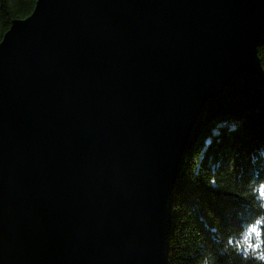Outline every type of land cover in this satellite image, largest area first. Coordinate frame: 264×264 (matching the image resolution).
Here are the masks:
<instances>
[{
	"label": "water",
	"instance_id": "1",
	"mask_svg": "<svg viewBox=\"0 0 264 264\" xmlns=\"http://www.w3.org/2000/svg\"><path fill=\"white\" fill-rule=\"evenodd\" d=\"M264 0H37L0 41V264H168L204 129L264 102Z\"/></svg>",
	"mask_w": 264,
	"mask_h": 264
},
{
	"label": "trees",
	"instance_id": "2",
	"mask_svg": "<svg viewBox=\"0 0 264 264\" xmlns=\"http://www.w3.org/2000/svg\"><path fill=\"white\" fill-rule=\"evenodd\" d=\"M36 1L0 0V41ZM173 199L168 264H264V102L204 129Z\"/></svg>",
	"mask_w": 264,
	"mask_h": 264
},
{
	"label": "rangeland",
	"instance_id": "3",
	"mask_svg": "<svg viewBox=\"0 0 264 264\" xmlns=\"http://www.w3.org/2000/svg\"><path fill=\"white\" fill-rule=\"evenodd\" d=\"M173 201H174V199H173Z\"/></svg>",
	"mask_w": 264,
	"mask_h": 264
}]
</instances>
